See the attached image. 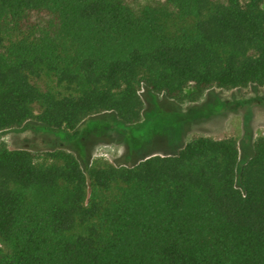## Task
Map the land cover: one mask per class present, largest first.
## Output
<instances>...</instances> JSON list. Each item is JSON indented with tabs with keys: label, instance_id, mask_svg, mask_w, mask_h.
<instances>
[{
	"label": "trees",
	"instance_id": "1",
	"mask_svg": "<svg viewBox=\"0 0 264 264\" xmlns=\"http://www.w3.org/2000/svg\"><path fill=\"white\" fill-rule=\"evenodd\" d=\"M264 85V0H0V132L33 120L140 119L170 99ZM0 264H264V135L239 165L232 136L85 169L0 144Z\"/></svg>",
	"mask_w": 264,
	"mask_h": 264
},
{
	"label": "rangeland",
	"instance_id": "2",
	"mask_svg": "<svg viewBox=\"0 0 264 264\" xmlns=\"http://www.w3.org/2000/svg\"><path fill=\"white\" fill-rule=\"evenodd\" d=\"M151 0H134L137 6ZM142 99L140 119L133 124L120 121L113 112H100L84 118L81 133L73 141L58 130H47L30 120L18 128L0 132V144L22 147L42 160L46 151L62 148L73 153L81 167L96 159L131 165L149 154L175 153L196 136L236 138L239 165L253 151V141L264 135V85L250 84L225 89L212 86L196 99H170L139 90Z\"/></svg>",
	"mask_w": 264,
	"mask_h": 264
}]
</instances>
